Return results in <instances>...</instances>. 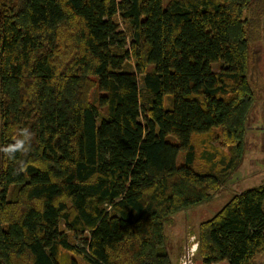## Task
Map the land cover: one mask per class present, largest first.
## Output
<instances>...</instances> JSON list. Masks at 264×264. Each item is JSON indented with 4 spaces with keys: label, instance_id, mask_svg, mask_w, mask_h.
I'll return each instance as SVG.
<instances>
[{
    "label": "trees",
    "instance_id": "trees-1",
    "mask_svg": "<svg viewBox=\"0 0 264 264\" xmlns=\"http://www.w3.org/2000/svg\"><path fill=\"white\" fill-rule=\"evenodd\" d=\"M252 2L0 0V147L33 134L27 153L0 152V264H63L64 251L175 264L167 223L208 202L245 152ZM218 127L237 157L198 167L194 136ZM199 229L202 264H254L264 183Z\"/></svg>",
    "mask_w": 264,
    "mask_h": 264
},
{
    "label": "rangeland",
    "instance_id": "rangeland-1",
    "mask_svg": "<svg viewBox=\"0 0 264 264\" xmlns=\"http://www.w3.org/2000/svg\"><path fill=\"white\" fill-rule=\"evenodd\" d=\"M166 4L169 0H165ZM247 34L254 33L255 40L250 44L249 79L252 84L255 99L247 121V132L244 137V155L242 161H236V165L226 173L227 178L223 184L211 193L208 202L190 206L175 213L166 226V242L175 264H180L186 258L189 249L195 252L192 264H202L198 253L201 223L210 219L222 206L235 194L264 183V0H253L250 7L242 14ZM122 29L131 36L130 27L121 23ZM126 67L135 69L133 59L127 62ZM215 68L218 65L215 64ZM148 69H153L152 65ZM143 76H139V84L144 88ZM1 126V120H0ZM263 142V143H262ZM194 145L198 155V167H210L215 165L216 170L228 167L229 159L237 157L238 149L235 144L226 143L222 134V128L213 129L206 135H195ZM235 153V154H234ZM184 152L180 154V159ZM200 169V168H199ZM70 240L76 242L70 233ZM75 257L80 264H85L81 255L71 252H63V264H70L71 258ZM217 264H227L221 262ZM254 264H264V252L255 257Z\"/></svg>",
    "mask_w": 264,
    "mask_h": 264
},
{
    "label": "clouds",
    "instance_id": "clouds-1",
    "mask_svg": "<svg viewBox=\"0 0 264 264\" xmlns=\"http://www.w3.org/2000/svg\"><path fill=\"white\" fill-rule=\"evenodd\" d=\"M32 136L33 134L28 128H23L20 130L19 136L14 139V142L5 147H0V152L9 159H14L17 153H27L32 141ZM194 255L195 252L189 249L188 256L183 258L180 264H192V257Z\"/></svg>",
    "mask_w": 264,
    "mask_h": 264
},
{
    "label": "crops",
    "instance_id": "crops-1",
    "mask_svg": "<svg viewBox=\"0 0 264 264\" xmlns=\"http://www.w3.org/2000/svg\"><path fill=\"white\" fill-rule=\"evenodd\" d=\"M264 128V125L262 126V129ZM263 143V142H262ZM260 185V184H259ZM258 186V185H257ZM172 256V255H171ZM201 260V259H200ZM200 262H202V261H200Z\"/></svg>",
    "mask_w": 264,
    "mask_h": 264
}]
</instances>
